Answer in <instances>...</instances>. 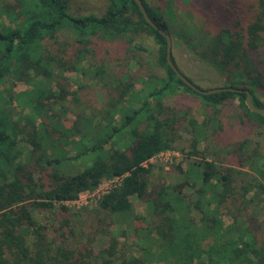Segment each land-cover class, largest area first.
<instances>
[{
	"label": "trees",
	"instance_id": "obj_1",
	"mask_svg": "<svg viewBox=\"0 0 264 264\" xmlns=\"http://www.w3.org/2000/svg\"><path fill=\"white\" fill-rule=\"evenodd\" d=\"M180 1L184 9L199 6V22L188 13L192 26L181 37L201 60L252 85L264 82V0ZM141 2L170 35L159 8ZM71 3L7 0L0 9L9 22L0 23V85L11 81L0 89V264H264V223L256 215L264 193V115L248 109L244 92L200 94L184 84L166 62L164 36L134 0H106L100 14H76ZM141 35L152 38L153 52L136 41ZM64 71L83 83L72 89ZM17 82L26 88L14 93ZM91 82L103 92L98 105L79 92ZM231 86L264 107L250 86L217 87ZM177 95L200 100V120L191 106L166 100ZM234 100L236 110L224 114ZM68 109L73 118L65 125ZM235 120L250 130L242 134ZM173 148L196 157L178 168L181 183L155 179L163 168L150 161ZM115 176L122 177L95 200L89 230L78 236L82 212L64 202ZM131 198L146 208L136 213ZM223 215L231 223L224 225ZM99 234L108 238L96 250Z\"/></svg>",
	"mask_w": 264,
	"mask_h": 264
},
{
	"label": "rangeland",
	"instance_id": "obj_2",
	"mask_svg": "<svg viewBox=\"0 0 264 264\" xmlns=\"http://www.w3.org/2000/svg\"><path fill=\"white\" fill-rule=\"evenodd\" d=\"M7 0H0V9L3 8V3ZM150 4L158 7L161 13H163V17L168 22V29L170 31V37H171V52L173 53L174 60L176 62L177 68L181 73L186 75L189 79L193 81L194 84L198 85V87L207 89V88H213L220 86L225 83L232 82L236 85H246L250 86L255 94L260 98H264V82L258 83L256 85L250 84L251 81L241 77L233 75L230 72L218 71L217 69L213 68L212 64L210 62H206L204 60H201V58L196 55L190 44H187L184 41V37H181L182 34H187L189 32V26L191 27V21H192V15L195 22H199V17L196 16L197 12L199 11V6L193 1L190 5H186L185 9L183 6H180V0H175L176 2L171 3L169 5H165L163 2L165 0H147ZM183 3V2H182ZM106 0H72L71 3V11L74 13H96L100 14L105 9ZM182 5L185 6L183 3ZM192 16H190L189 14ZM163 19V18H162ZM0 23L1 24H9V22L6 19V16L4 13L0 11ZM137 42H141L144 44L150 52H153L156 49V45L153 42L152 38L146 35H141L136 39ZM113 53L111 52L109 54L110 57H114L116 54V48L113 46ZM128 55L130 57H133V51L132 49H129ZM152 54H147L145 57L150 58ZM150 63H153L152 56L150 58ZM131 63L130 69L134 70V66ZM148 70V69H147ZM64 76H68L70 78L71 83L74 80V84H72V89H76L77 86H79L78 83H83L81 80L79 82H76V74L70 73V72H63ZM84 82L85 79H84ZM11 85V81L8 79L6 80L3 85H0V89H6L8 90ZM79 92L80 94L86 99V102L98 105L103 101V92L102 89L95 85L93 82L88 83L86 85H80ZM141 84L138 82L136 84V88H140ZM21 88H26V86L21 83L17 82L14 86H12V92H16L20 90ZM166 100L175 101L177 102V105L182 106H191V112L192 115L200 120L202 117V107L200 100L192 95H184V96H169ZM231 105H228L226 108H224V114L226 113L229 115L232 112V109L236 110V103L237 101L234 100L231 102ZM12 106L16 111L20 110V106L17 105L16 102H12ZM239 111V110H237ZM226 116V115H225ZM72 112L66 110L64 114L61 116V122L65 125L69 124L72 120ZM226 117L224 118V121H226ZM231 122V121H230ZM234 124V123H233ZM235 128L238 129L239 132L242 134H245L246 131L250 130L245 126L243 128H240L239 125L236 123L235 120ZM258 129V128H257ZM262 131V135L260 136V148L264 151V128H260ZM254 133H252V136ZM183 136H186V133L183 134ZM254 138V137H253ZM226 140V139H225ZM202 148V146L200 145ZM212 145L210 144V148ZM224 154L223 151H219L218 155L219 157H222ZM199 157V156H198ZM196 157H187L184 154H182L177 148L169 149L166 151H163L161 154H158L157 156L153 157L150 161L152 163H155L157 166H162L163 171L160 173H156L155 179L158 177L165 179V182H172V183H181L183 181L184 175L182 172L180 173L179 169L184 170L186 168L187 163H190L191 161L195 160ZM209 158V157H207ZM246 170V167L243 168ZM184 193L187 191V187L185 186L182 190ZM97 192H90V193H82L79 198L75 201L70 202H64V205L67 206L71 211L77 212L80 211V215L78 216V220H76V227H75V233L79 236L82 235L85 236L87 234V231L89 230L88 227V218H86V214L91 211V209L95 206V195ZM261 198H263V202H261L260 206L258 205V209H256V215H257V221L264 223V193L259 194ZM133 205V209L136 213H141L145 208L146 204L138 199L131 198L130 199ZM223 224H229L231 223V218L228 215H223ZM139 225V223H137ZM112 231H115L114 229H109ZM108 236L107 235H96L94 239V248L97 250L98 248L102 247L106 244ZM126 244L130 241V234L127 231V234L125 235L124 239H121Z\"/></svg>",
	"mask_w": 264,
	"mask_h": 264
},
{
	"label": "water",
	"instance_id": "obj_3",
	"mask_svg": "<svg viewBox=\"0 0 264 264\" xmlns=\"http://www.w3.org/2000/svg\"><path fill=\"white\" fill-rule=\"evenodd\" d=\"M134 1L136 2V4H137L143 18L145 19V21L151 27L158 30V32L164 36L165 41H166V49H165L166 62L171 67V69L174 71L175 75L184 84H186L188 87H190L191 89H193L194 91H196L200 94H208V93H214V92L226 91V90L227 91L244 92V94H245L244 102H245L246 106L248 107V109L257 113V114L264 115V107H256L255 105H253V103L251 102L250 92L247 89H241V88L232 87V86L231 87H213V88L203 89V88L197 87L189 78H187L183 73H181L171 59V55H170L171 37H170L169 33L164 31L161 28H158L157 25L150 19V17L148 16V14L146 13V11L144 9V6H143L141 0H134Z\"/></svg>",
	"mask_w": 264,
	"mask_h": 264
},
{
	"label": "built area",
	"instance_id": "obj_4",
	"mask_svg": "<svg viewBox=\"0 0 264 264\" xmlns=\"http://www.w3.org/2000/svg\"><path fill=\"white\" fill-rule=\"evenodd\" d=\"M161 153L162 152H160L159 154ZM121 177L122 176L120 177L115 176L112 178H106V179L101 180L99 184L97 185V187L93 191H91V192H97V194L94 196L95 199H97L101 194L107 192L108 189H110L112 186L116 185L120 181ZM82 193H90V192H82ZM82 193H80L76 199L71 200V201L77 200ZM66 202H70V201H66Z\"/></svg>",
	"mask_w": 264,
	"mask_h": 264
},
{
	"label": "crops",
	"instance_id": "obj_5",
	"mask_svg": "<svg viewBox=\"0 0 264 264\" xmlns=\"http://www.w3.org/2000/svg\"><path fill=\"white\" fill-rule=\"evenodd\" d=\"M22 89H25V88H21L20 90H22ZM19 91V90H18Z\"/></svg>",
	"mask_w": 264,
	"mask_h": 264
}]
</instances>
